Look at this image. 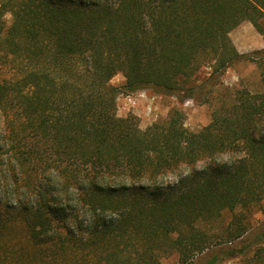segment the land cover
Instances as JSON below:
<instances>
[{
  "label": "trees",
  "instance_id": "trees-1",
  "mask_svg": "<svg viewBox=\"0 0 264 264\" xmlns=\"http://www.w3.org/2000/svg\"><path fill=\"white\" fill-rule=\"evenodd\" d=\"M1 8L13 21L0 24V264H193L224 210L264 200V75L198 132L178 111L140 129L117 115L122 89L110 82L122 74L125 91H201L203 102L234 62L262 66L264 50L241 54L229 33L244 20L258 29L264 0ZM206 63L219 74L190 84ZM8 65L17 69L5 75ZM255 255L245 264H264V249Z\"/></svg>",
  "mask_w": 264,
  "mask_h": 264
},
{
  "label": "rangeland",
  "instance_id": "rangeland-1",
  "mask_svg": "<svg viewBox=\"0 0 264 264\" xmlns=\"http://www.w3.org/2000/svg\"><path fill=\"white\" fill-rule=\"evenodd\" d=\"M3 1L0 0V24L4 31H7L12 24L13 16L7 10L3 11L1 8ZM258 25L257 29L250 21L244 20L230 31L229 37L237 50L240 37L242 39L244 35L250 36L248 41L250 44L244 48L247 52L241 54L259 51L255 47L260 44H256L255 41L260 43L264 41V17L258 18ZM261 58L262 66L257 61L234 62L220 75L217 85L203 102L201 100L206 96L201 91L196 94L200 101L183 97L182 93L166 95L155 88L125 91L122 87L126 79L122 74H118L110 81L112 85L122 89L117 97V115L121 118L134 117L139 128L147 130L154 124H166L173 113L178 111L181 113L184 128L198 132L211 122L215 110L219 111L223 105H230L233 102L238 91L256 93L262 89L264 56ZM16 69V65H8L3 71L5 75H10ZM219 72L213 64L201 65L193 74L190 84L201 85L216 77ZM223 157L228 160L230 155L224 154ZM167 180L175 183L177 179L170 175ZM208 232L212 236V245L193 264H245L250 258L254 257L256 260L257 251L264 249V200L249 208L224 210L218 221L209 226ZM228 247L235 249L233 255L224 254L223 251ZM245 251H248V254L243 256ZM162 263L177 264V257L163 259Z\"/></svg>",
  "mask_w": 264,
  "mask_h": 264
},
{
  "label": "crops",
  "instance_id": "crops-1",
  "mask_svg": "<svg viewBox=\"0 0 264 264\" xmlns=\"http://www.w3.org/2000/svg\"><path fill=\"white\" fill-rule=\"evenodd\" d=\"M249 37L250 36L244 35V36H242V39L240 37V39L238 40L237 46H238V51L240 53L247 52L244 48L246 47V45L250 44V43H248V41L250 40ZM252 37H254V36H252ZM255 42H256V44H260L259 46L255 47V48H257L258 50L264 49V41H261V43H260L259 41L256 40Z\"/></svg>",
  "mask_w": 264,
  "mask_h": 264
}]
</instances>
